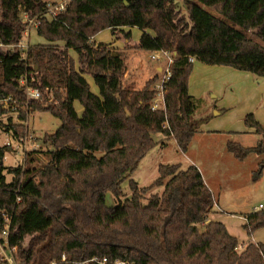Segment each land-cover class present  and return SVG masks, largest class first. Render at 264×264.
<instances>
[{
	"label": "trees",
	"instance_id": "16d2710c",
	"mask_svg": "<svg viewBox=\"0 0 264 264\" xmlns=\"http://www.w3.org/2000/svg\"><path fill=\"white\" fill-rule=\"evenodd\" d=\"M47 9L48 3L42 0H0V98L24 101L19 79L30 73L29 86L43 96L41 101L29 102L31 114L47 112L60 121L55 133L43 137L54 153L71 133L82 148L93 144L97 149L95 140L105 137L110 151L126 145L127 133L142 135L144 143L139 156L114 178L101 173L85 180L87 188L106 182L103 192L118 198L112 207L103 205L95 231L87 230L81 220V201L48 186L23 188L22 168L4 165V157L12 150L0 145V229L8 217L10 243L18 248L17 263L100 264L92 259L106 258L105 264H264V242L249 241L239 251L238 240L226 226L210 220L215 213L213 194L196 166L159 165L157 179L145 187L131 179L141 159L157 145L152 135L173 139L183 153L189 149L201 101L189 94L194 67L190 58L249 72L264 81V0H187L186 18L175 0H69L52 19L43 16ZM20 11L29 19L38 18L37 35L46 41L29 45L25 59L18 49H9L21 42L27 27ZM122 28L141 31L137 44L130 45L132 35ZM108 29L112 35L123 34L127 49L175 54L164 111L151 110L156 78L140 90L126 88L122 52L93 42ZM85 75L92 78L97 93L91 91ZM75 102L83 109L80 116ZM8 116L6 122L0 120L1 130L10 131L13 138L25 136L26 128L14 125ZM244 124L259 140L254 147L227 143V151L239 161L251 154L264 155V126L253 114L244 117ZM57 169L56 162H51L36 177L43 179ZM70 169L77 167L70 165ZM263 169L264 162L253 178H259ZM5 171L12 175L9 183ZM125 181L130 197L120 201ZM243 229L248 237L264 230V209L248 214Z\"/></svg>",
	"mask_w": 264,
	"mask_h": 264
},
{
	"label": "rangeland",
	"instance_id": "374dc122",
	"mask_svg": "<svg viewBox=\"0 0 264 264\" xmlns=\"http://www.w3.org/2000/svg\"><path fill=\"white\" fill-rule=\"evenodd\" d=\"M45 1L56 2L48 4L51 10L46 13L48 19H52L54 13L58 12L60 7L57 8V6L62 3L67 5L69 2V0ZM185 1L187 0H175V5L184 18H186ZM210 13L218 16L214 11ZM19 15L24 19L25 14L22 11ZM122 35L117 33L115 36L124 43ZM247 36L255 40L251 32H248ZM37 41L41 44L45 43V40L37 35L35 24H31L28 33L23 34L21 54L24 56L27 46L37 44ZM130 45H132L131 42ZM118 49L122 52L126 64L124 76L126 88L140 90L152 78H156V82L161 79L160 70L157 68L164 67L163 62L151 60L148 52L135 51L124 46ZM71 54L76 57L72 52ZM200 66H203L206 72H203L201 81L197 83L200 93L197 96L194 95L201 101L195 115L197 131L188 151L183 153L173 139L164 138L160 134L152 135L157 145L141 159L131 179L139 187H145L157 179L159 165L179 164L182 169L191 165L196 166L213 194L215 213L210 216V220L224 223L230 235L238 240L239 251H241L242 244L250 241V237L243 229L247 215L255 209L260 210L259 205L264 208V169L259 178H253L260 164L264 162V155L251 154L245 160L239 161L227 151L226 147L229 142L238 143L244 147H254L257 144L259 137L245 126L244 117L247 114H253L264 126V81L249 72L194 62V70ZM217 69L227 70L229 74H222ZM248 76L251 77V81L248 80ZM253 80L257 82L254 88ZM260 84L263 85L261 90L258 88ZM218 106L228 107L226 111L228 115L225 116L223 113L218 116ZM81 111V106L77 104L76 112L79 116ZM15 116L17 115L14 114L11 117ZM8 118V115L0 116L3 122H6ZM59 126L60 121L50 113L31 114L28 118L27 137L32 139L27 141L30 146L38 144L39 149L29 152L23 164L20 154L11 148L12 152L6 154V160H3V163L7 168L18 166L22 168L23 188L37 189L48 186L68 199L81 201L84 206L81 220L87 230L95 231L100 225L103 205L112 207L118 203V198L110 192H103L102 188L107 184L106 182L96 188H87L84 185L85 180L101 173H109L111 178H114L139 156L144 138L142 135L127 133L125 146L117 145L107 151L105 137L95 140L94 145L97 149L92 148L93 144H90L88 148H82L79 138L71 133L68 135L67 142L54 153L50 150L49 144L43 142V137L55 133ZM228 127L229 130H227ZM3 142L5 141L0 135V145H3ZM54 161L58 168L55 173L43 179L36 177L41 169ZM70 165H75L77 170L70 169ZM4 175L6 181L11 182L12 175L7 171ZM121 188L124 196L120 198V201H123L130 197L128 181L123 182ZM153 191L161 192L160 189ZM198 227L200 230L204 228L202 225ZM256 241H261L259 236Z\"/></svg>",
	"mask_w": 264,
	"mask_h": 264
},
{
	"label": "built area",
	"instance_id": "2783aa9c",
	"mask_svg": "<svg viewBox=\"0 0 264 264\" xmlns=\"http://www.w3.org/2000/svg\"><path fill=\"white\" fill-rule=\"evenodd\" d=\"M58 12L63 11L64 8L66 7V4H60L57 6ZM49 5L46 13L49 12ZM51 11V10H50ZM54 13V16L58 13ZM44 14L43 16L46 17L47 14ZM53 16V17H54ZM24 21H27V27L24 31V34H27L28 31L30 30L31 24H35V28H37L40 24L38 18L34 19H29L26 15L24 16ZM35 21V22H34ZM28 45V44H27ZM26 45V46H27ZM21 42L16 45V46H11L9 47L10 50H15L18 49L20 54H21ZM27 49L25 51V55L23 56L21 54V57L25 59L27 57ZM149 58L153 61L156 62H163L164 67H160V74H161V79L155 83L153 86V89L156 91L155 97L151 103V110L153 112L156 111H164L165 110V94H166V84L170 79V65L174 62L176 59L175 54H171L168 51H154L150 52ZM190 62L194 63V59L190 58ZM30 73H26L19 79V86L21 87L22 90H24L25 93V99L24 101H19L16 100L12 97H2L0 98V110L4 111L6 114H3L1 117H4L6 115L13 116L16 114L13 119V124L14 125H23L28 133V118L31 115L30 107H29V102L31 100H37L41 101L42 100V94L38 89H33L31 86H29L28 83V76ZM20 113H23L25 115L24 119H21ZM27 133L23 137H17L13 138L11 132L3 131L0 128V135L4 139L5 142H3V145L8 146L12 149H15L23 159V164L26 161V156L29 152L32 153L33 151H37L39 149V145L35 143V145L31 144L32 146L29 145L27 140H31L32 138L27 137ZM50 150L53 151V149ZM49 150V151H50ZM6 160V157L3 159ZM20 199H17L19 201ZM259 209H264L261 205L259 206ZM5 226L4 228L0 229V264H18L17 263V256H18V248L16 246H12L10 243V219L8 217L5 218ZM66 261V257H62V262ZM93 262H97L100 264H105L107 262V259L104 258L102 261H99L97 258L92 259ZM54 264V263H52ZM114 264H128L126 261H116Z\"/></svg>",
	"mask_w": 264,
	"mask_h": 264
},
{
	"label": "crops",
	"instance_id": "0c3cea01",
	"mask_svg": "<svg viewBox=\"0 0 264 264\" xmlns=\"http://www.w3.org/2000/svg\"><path fill=\"white\" fill-rule=\"evenodd\" d=\"M43 2H45V3H56L55 1H50V2H46L45 0H42ZM60 2V1H59ZM122 30L124 31V32H130L131 33V35H132V41H131V43H132V45H135V44H137V42L139 41V38H140V36H141V31H139L138 29H136V28H122ZM134 30H136L135 32H134ZM106 32H108V33H111V30L110 29H108V30H105ZM105 31H103V32H100L99 34H97L92 40H93V42L95 43V44H99V43H106V44H110L112 47H115V48H121V47H123V46H125L124 44H125V42L123 43L121 40H119V39H117V37L115 36V35H112V33L111 34H105L106 32ZM98 41H97V40ZM36 42V41H35ZM45 43H46V41H45ZM45 43H42V44H45ZM37 44H41V43H38V41H37ZM59 44V43H58ZM61 45V44H60ZM70 54H71V52H70ZM74 54V53H73ZM75 55V54H74ZM71 56L76 60V57H74L72 54H71ZM76 56V55H75ZM195 62V61H194ZM193 65H194V63H193ZM78 67V66H77ZM158 70H159V67L157 68ZM205 70V68H203V66H200L199 68H197V69H195L194 70V67H193V72H192V74H191V76H190V78H189V82H188V84H189V94L191 95V96H193L194 98H196L195 96H197L199 93H200V91H199V84H197L198 83V81L200 82L201 81V79H202V74H203V72H206V70ZM217 71H220L222 74H229V72H227V70H222V69H217ZM249 78H248V80L249 81H251L250 79H251V77L250 76H248ZM84 78L86 79V81L88 82V84H89V86H90V89H91V91L93 92V93H97L98 92V90H97V88L95 87V85H94V83H93V80H92V78L90 77V76H88V75H85L84 76ZM256 81H252V86H253V88L256 86ZM96 90H95V89ZM258 88L261 90V89H263V85L262 84H260L259 86H258ZM195 95V96H194ZM197 99V98H196ZM77 104H79V103H77V102H75L74 103V108H75V111H76V105ZM80 105V104H79ZM81 106V105H80ZM82 108V107H81ZM217 109L219 110V111H217L218 112V116H220V115H222L223 113H224V115L225 116H227L228 115V112H226L227 111V109H228V107H223V106H218L217 107ZM82 111H83V109H82ZM82 111H81V114H82ZM220 111H222L221 113H220ZM78 114V113H77ZM257 120V119H256ZM227 130H229V127H228V129ZM260 206V205H259ZM259 208V207H258ZM258 209H255L254 211H257ZM224 224V223H223ZM225 225V224H224ZM226 226V225H225ZM226 228H227V226H226ZM228 230V229H227ZM257 236H259V238H260V240L261 241H256V239H257ZM250 241H252L253 243H261V242H264V232H263V230H259V231H257L252 237H250Z\"/></svg>",
	"mask_w": 264,
	"mask_h": 264
}]
</instances>
